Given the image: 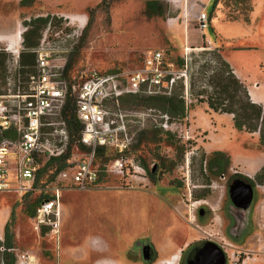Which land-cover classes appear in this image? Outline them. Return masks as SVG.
<instances>
[{"label": "rangeland", "instance_id": "rangeland-1", "mask_svg": "<svg viewBox=\"0 0 264 264\" xmlns=\"http://www.w3.org/2000/svg\"><path fill=\"white\" fill-rule=\"evenodd\" d=\"M20 1L0 0V51L7 53L4 49L12 40H20L24 49V23L37 17L48 18L40 41L50 25L53 34L59 33L49 38L53 46L65 49L74 44L66 54L69 82L91 71L133 68L144 51L159 49L171 58H183L188 48V87L183 90L188 110L184 119L170 121L149 109L141 97L123 99L121 109L133 138L126 156L141 159L149 170L156 157L162 159L164 166L156 170L155 180L142 178L137 171L124 177L102 174L95 188L78 190L59 178L42 185L47 174L26 194L0 192V249L9 248L16 264H187V245L199 240L220 248L225 264H264V186L252 190L248 209L232 210L247 218L246 227L233 237L228 212L234 205L228 178L241 174L231 165H239L246 155L263 163L264 146L258 138L254 140L253 133L235 131L231 116L213 114L189 95V82L200 64L198 54L213 50L226 60L234 52L231 68L240 70L239 80L246 88L260 87L264 93V0H211L205 10L211 29L206 32L211 42L208 50L202 49L205 45L195 26L206 0H119L107 5L102 0H32L29 6H21ZM148 1L158 3L160 16H145ZM228 22L244 27L237 25L236 31ZM222 25L227 33L216 31ZM239 46L255 50L234 51ZM20 77L24 85L27 75L20 73ZM10 82L11 88L17 85ZM5 89L0 87V94ZM202 113L211 114L209 126L203 127L206 131L195 124V119H204ZM166 132L174 145L181 146L179 150L166 144ZM213 152L229 157L224 179L206 167ZM104 154L96 159L100 168L116 153L107 149ZM56 189L58 230L51 233L45 226L37 227L26 210L31 211L35 200L45 195L56 198ZM146 246L154 253L151 260L144 258Z\"/></svg>", "mask_w": 264, "mask_h": 264}, {"label": "built area", "instance_id": "built-area-1", "mask_svg": "<svg viewBox=\"0 0 264 264\" xmlns=\"http://www.w3.org/2000/svg\"><path fill=\"white\" fill-rule=\"evenodd\" d=\"M195 22L205 45L202 49H210L211 42L206 38L208 15L201 11ZM52 34L48 25L44 38L31 50L35 65L24 85L20 77V53L23 50L20 40L16 44L8 41L4 49L9 55L7 73L10 75L5 78V92L0 94V192L22 195L31 191L38 160L61 156L68 144L69 132L63 112L68 82L64 73L66 54L73 51L74 44L59 49L49 40ZM58 35V32L53 34L54 37ZM186 51L188 48L184 50L185 62ZM11 80L17 82L12 88ZM178 81L182 82L186 92L187 65L177 69L159 49L142 52L133 68L108 73L91 71L74 80L69 89L74 98L73 112L81 126L76 143L87 151L82 156L72 155L71 166L60 172L57 178L67 181L75 189L90 190L95 188L102 174L124 177L137 171L142 178L147 177V169L141 160L126 156L133 138L127 131L121 98L138 94L169 95ZM261 106L264 111V104ZM163 117L167 119L166 115ZM99 148L113 149L116 153L102 168L96 164ZM75 152H78L76 148ZM220 179H224L223 174ZM58 192L56 189V198L40 202L35 209L37 227L45 226L51 233L58 230ZM50 215L54 216L53 220ZM4 250L1 248L0 254ZM178 258L176 256V260ZM230 264L237 262L231 261Z\"/></svg>", "mask_w": 264, "mask_h": 264}, {"label": "trees", "instance_id": "trees-1", "mask_svg": "<svg viewBox=\"0 0 264 264\" xmlns=\"http://www.w3.org/2000/svg\"><path fill=\"white\" fill-rule=\"evenodd\" d=\"M114 1L119 0H102V4L107 5ZM31 2L32 0H21L20 5L29 6ZM158 6L157 2H146L144 8L145 16L149 18L160 16L161 12ZM47 21L48 18L37 17L24 23L27 29L22 34V45L24 49L20 53V73L24 75H28L34 70L35 57L31 50L38 46L41 37V29L46 25ZM166 56L174 62L177 69H183L187 65L182 57L171 58L167 54ZM198 56L200 57V64L197 66L194 78L192 77L189 82V95L196 103H205L208 109L214 113L231 115L232 125L236 131L246 132L248 134L258 133V144L264 146V111L262 106L251 101L246 86L236 77L232 68L219 51H203L198 54ZM8 59L9 55L0 51V79H3L2 83L0 82V87L5 85ZM68 68L69 65H66L64 74L68 82V92L63 109L69 132L68 144L64 154L61 156L48 160H38L32 187L38 186L40 178L47 174V180L45 184L42 185L52 182L55 178L58 179V174L71 166L69 161L72 155L76 154L82 156L83 153L86 154L87 151V148L76 143L81 126L73 112L74 98L70 94L69 89L73 81L69 82L67 79ZM183 90L184 86L182 82L178 81L169 95H126L121 98V104L123 99L141 97L146 102L149 109L161 112L167 116L168 120H182L186 117L188 110V107L185 105ZM190 106H192V104ZM157 131H160V129ZM165 135L167 139L165 142L167 145L174 147L176 150L181 148V146L174 145L170 140L171 135L169 132H166ZM136 141H138V139ZM150 141H153V137L150 138ZM135 145L136 147L138 146L137 144ZM132 146L133 144L126 153L130 152ZM75 148L78 152H75ZM104 150L107 149L99 148L97 150L96 159L105 155ZM81 152L82 154H80ZM108 159L109 158H107V160ZM156 161L157 163L153 164L152 168L149 170L141 160L143 166L147 169L148 179L152 182L155 180L156 170L164 166L162 159L156 157ZM206 167L211 174L215 176L222 175V173L229 168V157L223 152H213L206 161ZM236 176L251 188L255 185L264 186V165L256 172L252 180L242 174H236ZM51 199H53L52 196L45 195L43 198L35 200L31 211L26 210L27 214L30 217L34 216L35 209L39 203ZM0 264H16V256L9 251V248H6L0 254Z\"/></svg>", "mask_w": 264, "mask_h": 264}, {"label": "crops", "instance_id": "crops-1", "mask_svg": "<svg viewBox=\"0 0 264 264\" xmlns=\"http://www.w3.org/2000/svg\"><path fill=\"white\" fill-rule=\"evenodd\" d=\"M255 2H257L256 0H254ZM211 2V0H206V2H205V4H204V12H205V10L206 9H208V5H209V3ZM257 4V3H256ZM208 19H209V17H208ZM196 23V22H195ZM226 24H229V27H231V26H233V29H236V31L238 30L237 29V25L239 26H241V27H244L242 24H240V23H238V22H234V23H232V22H228V23H226ZM245 26H249V25H245ZM216 29V31L218 32V33H227V31H225V32H223V30H226L227 28H226V26L225 25H222V27H218L217 26V28H215ZM211 29H210V22H209V30L208 31H210ZM229 33H232L231 31L229 32ZM244 36H248V35H244ZM246 38H249V37H246ZM209 39V38H208ZM236 50H255L254 48H252V49H250L248 46H239L238 48H235V50L234 51H236ZM233 54H234V52L232 53V55L230 56V58L229 59H225L227 62H228V64L230 65V67H232L233 65L231 64V62L233 61ZM229 60V61H228ZM235 66V65H234ZM233 68V67H232ZM233 70V72H234V74L236 75V77L238 78V77H241V73L238 71V69L237 68H234V69H232ZM242 78V77H241ZM239 79V78H238ZM241 81V80H240ZM247 90H248V94H249V97H250V99H251V101L253 102V103H255V104H259V105H262L263 103H264V93L263 92H261V90H260V87H258V88H256V89H254V88H250V87H248L247 88ZM211 113H213V114H215L214 112H211ZM203 114V117H204V119L203 120H196L195 119V124H196V127H198V128H200L201 130H203V131H206L203 127H207V125L209 126V122L210 121H212V119H211V114L210 115H204V113H202ZM217 114V113H216ZM231 115H229V117H230ZM232 117V116H231ZM232 119V118H231ZM231 123H232V120H231ZM217 126V125H216ZM215 129V128H214ZM216 130H217V127H216ZM235 130V129H234ZM236 131V130H235ZM217 132V131H216ZM212 134H215V133H213L212 132ZM248 135H251V134H248ZM208 136L210 137V138H212L211 137V135H210V132H209V134H208ZM252 137H254V140H256L257 138H258V134L257 133H253L252 134ZM208 153H210V152H208ZM257 161H258V158H256V156H252V155H246L245 157H244V161L243 162H241V163H239V165H231L232 167H238L240 170H241V174L243 175V176H245V177H247V178H253L254 177V175L256 174V172L264 165V161H263V163H261V164H259V163H257ZM239 173V172H238ZM259 187H261V186H255V189L256 188H259ZM10 193H15V194H17L16 192H10ZM28 193V192H27ZM26 194V193H25ZM258 213H260V207H258L257 208V214ZM232 225V224H231ZM246 227V226H245Z\"/></svg>", "mask_w": 264, "mask_h": 264}, {"label": "water", "instance_id": "water-1", "mask_svg": "<svg viewBox=\"0 0 264 264\" xmlns=\"http://www.w3.org/2000/svg\"><path fill=\"white\" fill-rule=\"evenodd\" d=\"M229 190L235 208H239L242 211L249 208L252 199V188L248 184L236 181L230 185ZM239 196L243 197L240 201L237 200ZM245 220L247 218L240 217L238 214L235 215V221L229 229L230 236H235L240 229L243 230L245 228ZM149 248L150 246H146L147 250ZM200 252L201 260L190 261L187 264H225L222 250L212 242H207ZM144 258L147 259V254Z\"/></svg>", "mask_w": 264, "mask_h": 264}, {"label": "flooded vegetation", "instance_id": "flooded-vegetation-1", "mask_svg": "<svg viewBox=\"0 0 264 264\" xmlns=\"http://www.w3.org/2000/svg\"><path fill=\"white\" fill-rule=\"evenodd\" d=\"M236 181H241L240 178H238L236 175L230 176L228 178V183H230V185H231V182H236ZM230 185H229V187H230ZM255 186H257V185H255ZM255 186L252 188V190L255 189ZM242 199H243L242 196L237 198L238 201L242 200ZM229 207H230L228 210V212L230 213V215H229L230 219L229 220H230L231 224H233L235 221L236 212L234 213L232 210L236 211V208H234L233 205L232 206L230 205ZM197 241L198 242H196L194 244L187 245V251L188 252L186 253V257H185L186 263H188L190 261L201 260V255H200L201 252L200 251L204 248V245L207 243V241H199V240H197ZM153 257H154V253L152 251V248L150 247L147 250V259L151 260V259H153Z\"/></svg>", "mask_w": 264, "mask_h": 264}, {"label": "bare ground", "instance_id": "bare-ground-1", "mask_svg": "<svg viewBox=\"0 0 264 264\" xmlns=\"http://www.w3.org/2000/svg\"><path fill=\"white\" fill-rule=\"evenodd\" d=\"M19 36V38H20V34L18 35ZM12 43H18L17 41H14V40H12ZM108 264H114V263H112V262H108ZM170 264H173L172 262L170 263Z\"/></svg>", "mask_w": 264, "mask_h": 264}]
</instances>
